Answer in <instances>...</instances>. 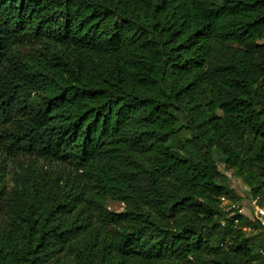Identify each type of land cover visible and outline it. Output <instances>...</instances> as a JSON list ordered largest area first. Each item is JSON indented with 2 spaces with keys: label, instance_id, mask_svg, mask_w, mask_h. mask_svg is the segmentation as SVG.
Wrapping results in <instances>:
<instances>
[{
  "label": "trees",
  "instance_id": "16d2710c",
  "mask_svg": "<svg viewBox=\"0 0 264 264\" xmlns=\"http://www.w3.org/2000/svg\"><path fill=\"white\" fill-rule=\"evenodd\" d=\"M219 164L264 204V0H0V264H264Z\"/></svg>",
  "mask_w": 264,
  "mask_h": 264
},
{
  "label": "rangeland",
  "instance_id": "374dc122",
  "mask_svg": "<svg viewBox=\"0 0 264 264\" xmlns=\"http://www.w3.org/2000/svg\"><path fill=\"white\" fill-rule=\"evenodd\" d=\"M188 133H186V131H182L180 132V139H182L183 137H187ZM219 170L223 175L224 181L226 182V184L233 189L234 193L233 195L241 197V200H239V204L240 206L244 209L243 210V217L245 218L242 224L243 230L246 232V234L249 236L250 238V245L254 246L255 245V241L257 240V232L259 231L258 229H254V226H252L254 224V219L252 217H254L252 215V211L250 209L251 207V203H250V196H245L244 195V191H245V187L242 183V181L240 180L239 177H236L235 175L232 174L231 171L226 170L224 168V166L222 164H219ZM264 195V194H263ZM260 198V196H259ZM232 202L234 203V201H231L230 199H221L220 198V203L223 207L228 208V206L230 204H232ZM107 209L109 211H115V212H119L123 210V205L121 203L118 202H113V201H108L107 203ZM248 220H247V219ZM237 223V222H235Z\"/></svg>",
  "mask_w": 264,
  "mask_h": 264
},
{
  "label": "built area",
  "instance_id": "2783aa9c",
  "mask_svg": "<svg viewBox=\"0 0 264 264\" xmlns=\"http://www.w3.org/2000/svg\"><path fill=\"white\" fill-rule=\"evenodd\" d=\"M221 199H225L224 196L220 197ZM250 203H251V211L252 215L254 216L253 218L257 220L262 227H264V204L259 203V196H254L250 198ZM230 210L229 216H234L236 214L242 215L243 214V208L240 206L238 201L232 202L227 208ZM243 216V215H242ZM237 222V220H234Z\"/></svg>",
  "mask_w": 264,
  "mask_h": 264
}]
</instances>
